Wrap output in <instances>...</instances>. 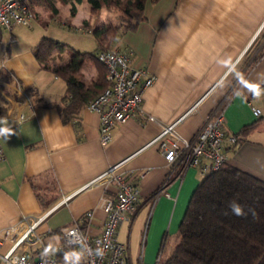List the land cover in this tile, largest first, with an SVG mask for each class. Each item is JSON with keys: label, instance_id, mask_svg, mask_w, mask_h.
<instances>
[{"label": "crops", "instance_id": "1", "mask_svg": "<svg viewBox=\"0 0 264 264\" xmlns=\"http://www.w3.org/2000/svg\"><path fill=\"white\" fill-rule=\"evenodd\" d=\"M99 10L83 20L99 26L94 21ZM145 16L123 33L117 49L132 50L134 65L147 68L156 80L145 89L141 109L113 128L108 145L101 143L97 113L84 107L77 118L64 122L59 105L66 90L40 91L38 81L47 77V69L35 50L48 32L44 24L37 18L30 27H0V103L8 105L0 117V235L24 216L38 217L51 209L37 228L48 247L60 246L64 232L77 225L92 237L99 235L106 219L102 198L115 196L118 184L97 178L128 158L117 172L138 187L141 201L136 214L120 225L118 239L126 224L128 242L119 241L134 259L143 251V245L137 248L147 225L149 238L163 249L204 176L194 167L181 175L179 166H166L159 143L145 145L179 118L173 137L191 139L219 105L224 131L241 138L236 147L225 143L228 163L264 180V0H159L147 2ZM55 56L58 65L67 63H58ZM9 74L23 83L30 98L20 109L25 115L21 122L4 121L8 113L18 112ZM169 173L167 189L175 200L161 198L151 205ZM88 210L94 216L82 224ZM135 223L138 239L132 254ZM10 246L3 240L1 252ZM38 246L32 245L31 254ZM0 264L7 263L0 259Z\"/></svg>", "mask_w": 264, "mask_h": 264}, {"label": "built area", "instance_id": "2", "mask_svg": "<svg viewBox=\"0 0 264 264\" xmlns=\"http://www.w3.org/2000/svg\"><path fill=\"white\" fill-rule=\"evenodd\" d=\"M37 13L30 0H0V27L12 29L14 26L30 27ZM99 62L106 67L108 85L85 107L99 116V137L103 145L113 140L112 130L118 124L126 122L141 109L143 94L151 86L156 76L147 68L134 65L133 51L112 49L100 51L97 54ZM3 72V66L0 67ZM11 86L15 93V104L18 108L16 115L8 113V118L21 122L25 115L20 112L23 105L30 104V98L25 92L23 83L13 74H9ZM256 115L259 109H254ZM181 118L163 126L160 133L146 146L159 143L166 166H179L181 175L190 167L197 168L205 176L211 171L218 170L227 162L225 143L239 146L241 138L236 134L224 131L225 115L222 105L209 114L194 136L189 140L179 141L174 138L175 127ZM4 157L0 147V160ZM128 160H121L111 165L97 180L116 182L118 189L115 196H104L101 207L106 213L102 231L97 236L84 233L80 226L67 229L60 246L48 247L37 228L52 211L38 217L24 216L19 222L8 226L0 235V259L7 264H58L56 253L67 246L80 245L82 261L80 264H144L143 251L138 252L132 259L128 248L118 239L119 227L122 222L131 219L137 212L141 197L137 186L127 180L117 171ZM170 174L165 177L149 203L154 205L161 198L174 199L167 189ZM94 216V210H88L81 216V223H89ZM144 231L146 227L144 226ZM3 240L11 242L6 252H1ZM39 246L31 254V247ZM38 256V261L33 256ZM162 249L159 250L156 264H160Z\"/></svg>", "mask_w": 264, "mask_h": 264}, {"label": "trees", "instance_id": "3", "mask_svg": "<svg viewBox=\"0 0 264 264\" xmlns=\"http://www.w3.org/2000/svg\"><path fill=\"white\" fill-rule=\"evenodd\" d=\"M57 15L58 0H39ZM71 4L73 15L83 0H59ZM159 0H88L91 14L100 8L118 10L127 23L93 26L86 20L79 27L91 32L98 43L94 52L77 51L71 60L58 65L50 63L54 56L65 52L67 45L47 36L35 50L42 68L52 71L66 83L63 105H59L62 120L71 121L108 85L106 67L98 61L100 51L114 49L123 30L135 29L145 20L147 2ZM70 25V21H68ZM96 66L97 74L86 82L82 72L86 63ZM8 105L0 103V117L6 115ZM240 137V133L236 134ZM233 200L242 205V215H234L229 207ZM255 213V216H253ZM179 240L165 264H264V180L227 162L218 170L206 174L194 190L179 225ZM80 245L58 250V264H80Z\"/></svg>", "mask_w": 264, "mask_h": 264}, {"label": "rangeland", "instance_id": "4", "mask_svg": "<svg viewBox=\"0 0 264 264\" xmlns=\"http://www.w3.org/2000/svg\"><path fill=\"white\" fill-rule=\"evenodd\" d=\"M33 7L36 8L38 11L37 18L42 22L44 27L47 29L46 36L49 38H53L57 41L65 43L67 48L65 52L61 54H57L55 59H58V63L69 62L73 55L79 52H94L98 47L97 40L95 36L88 31H83L79 27L83 23V19L89 17L90 15V4L88 0H83L81 3L77 4V13L75 15L71 12V4H65L57 1V5L59 7V12L57 15H53L52 10L45 4L40 3L37 0H30ZM34 20V21H35ZM70 21V25L68 24ZM95 23L100 25L102 23L105 24H115L121 25L127 23L124 20L122 14L118 10H108L105 7L100 8L98 13L94 17ZM98 21V22H97ZM131 30V29H130ZM127 31L123 30V33ZM121 35V37H122ZM118 43L113 46V48H117ZM50 63H54L51 60ZM93 70V71H92ZM97 68L92 63H86V66L82 72V78L89 79L91 77L90 73H94L93 77L97 74ZM46 78H39L38 81L40 84V91L45 94H50L56 91H65L66 90V83L62 78H56L55 74L50 71L46 70ZM91 77V78H93ZM64 89V90H63ZM147 223V222H146ZM147 228V225H145ZM129 228L126 224H124L120 234L119 239L124 243L128 242V231ZM179 233L177 230L169 236L167 241L164 244V248L162 249V258L160 264H165L167 258L169 257L172 249L176 245L179 240ZM136 223L134 224V228L131 234V244H132V254L136 251ZM152 239L149 238L147 234V229H143L139 238V245L137 250H141L143 245V256H144V264H156L157 256L159 253V244L151 241ZM38 244V243H36ZM136 257V256H135ZM134 258V257H133Z\"/></svg>", "mask_w": 264, "mask_h": 264}, {"label": "clouds", "instance_id": "5", "mask_svg": "<svg viewBox=\"0 0 264 264\" xmlns=\"http://www.w3.org/2000/svg\"><path fill=\"white\" fill-rule=\"evenodd\" d=\"M43 130V129H42ZM229 207L234 215H242L243 213V208L242 205H240L237 201L233 200L232 202L229 203ZM253 216H255V213H253Z\"/></svg>", "mask_w": 264, "mask_h": 264}]
</instances>
